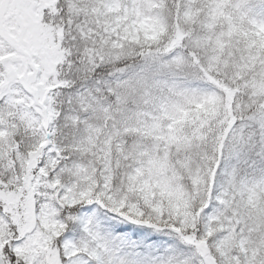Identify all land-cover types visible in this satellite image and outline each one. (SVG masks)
<instances>
[{"label": "snow or ice", "instance_id": "6c2138e0", "mask_svg": "<svg viewBox=\"0 0 264 264\" xmlns=\"http://www.w3.org/2000/svg\"><path fill=\"white\" fill-rule=\"evenodd\" d=\"M0 264H264V0H0Z\"/></svg>", "mask_w": 264, "mask_h": 264}]
</instances>
